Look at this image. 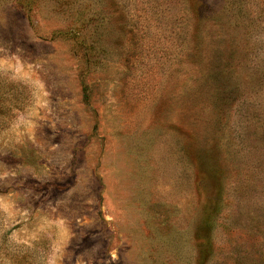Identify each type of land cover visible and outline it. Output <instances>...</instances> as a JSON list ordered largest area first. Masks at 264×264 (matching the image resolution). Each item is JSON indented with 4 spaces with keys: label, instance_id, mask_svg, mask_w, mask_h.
<instances>
[{
    "label": "rangeland",
    "instance_id": "374dc122",
    "mask_svg": "<svg viewBox=\"0 0 264 264\" xmlns=\"http://www.w3.org/2000/svg\"><path fill=\"white\" fill-rule=\"evenodd\" d=\"M36 100L0 192L64 264H264V0H0V136Z\"/></svg>",
    "mask_w": 264,
    "mask_h": 264
},
{
    "label": "clouds",
    "instance_id": "9594fccd",
    "mask_svg": "<svg viewBox=\"0 0 264 264\" xmlns=\"http://www.w3.org/2000/svg\"><path fill=\"white\" fill-rule=\"evenodd\" d=\"M7 63V61H5ZM16 82L17 78L12 77ZM39 100L13 113V119L0 136L4 146H22L26 142L39 149L36 128L39 111L45 108ZM26 116L19 121V116ZM23 171L0 168V182ZM29 192L10 189L0 192V264H64L69 242L75 233L68 217L59 214L57 205L33 208Z\"/></svg>",
    "mask_w": 264,
    "mask_h": 264
}]
</instances>
